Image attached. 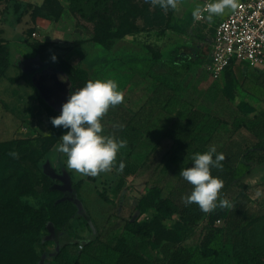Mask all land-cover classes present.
Here are the masks:
<instances>
[{
	"label": "rangeland",
	"instance_id": "rangeland-1",
	"mask_svg": "<svg viewBox=\"0 0 264 264\" xmlns=\"http://www.w3.org/2000/svg\"><path fill=\"white\" fill-rule=\"evenodd\" d=\"M206 1L179 0L176 9L165 11L146 0H110L113 28L130 33L107 50L95 40V23L75 13L70 0H0V264H72L82 245L94 237L95 232L88 236L89 226L92 231L98 226L87 218L82 198L73 189L62 197L57 191L62 182L49 174L50 170L61 174L63 166L75 182L84 179L81 195L89 216L103 221L102 228L118 219V236L161 264L165 248L181 242L183 221L161 209L160 201L168 193L154 189L152 182L174 145L170 129L174 120L185 119L191 110L225 121L211 146L225 155L240 182L264 184V165L248 173L242 163L246 147L264 137V128L258 125L264 112V73L237 62L220 80L201 72L214 28L232 11L225 9L211 21L208 14L203 21L194 19L192 12ZM191 48L201 51L199 61L175 66L174 56ZM61 60L78 76L115 81L124 95L123 103L110 107L104 116L102 135L114 133L127 146L117 153L112 170L96 177L67 167L66 155L56 150L67 130L51 123L60 114L43 107L30 83L36 73L60 66ZM116 124L124 128L116 129ZM240 124L246 127L237 129ZM145 135L150 136L144 140ZM52 141L56 142L51 158L46 154L40 160L36 184L9 152ZM121 161L123 172L118 171ZM237 192L233 185L224 194L234 198ZM260 192L244 223L246 238L255 245H264V190ZM65 199L67 205L62 204ZM30 219L42 224H27ZM147 221L153 230L150 239L138 233ZM28 228L38 233L36 239L23 236ZM199 233L186 243L194 255L190 264H238L232 254L211 263L202 259L196 248ZM65 244L68 247L60 253ZM241 248L242 244L235 250Z\"/></svg>",
	"mask_w": 264,
	"mask_h": 264
},
{
	"label": "trees",
	"instance_id": "trees-1",
	"mask_svg": "<svg viewBox=\"0 0 264 264\" xmlns=\"http://www.w3.org/2000/svg\"><path fill=\"white\" fill-rule=\"evenodd\" d=\"M70 2L75 13L83 19L95 23V40L105 49L111 50L117 40L130 33V31L123 28H113L110 0H70ZM200 56L201 51L197 48H191L188 51L181 50L174 56L173 63L175 66H181L184 63L193 64L199 61ZM154 58L158 60L160 58L159 54L154 55ZM61 64L49 68L44 73H36L34 77L41 75L44 82L56 91H59L61 85L67 84L69 93L77 88L84 87L89 80L95 81L91 77L71 73L64 61ZM34 77H31L30 83L35 88L43 107L50 113L61 114L45 99L40 89L35 85ZM224 123L225 121L216 115H205L201 111L191 110L185 119L173 123L170 128L173 131L174 145L163 158L158 173L152 182V187L160 193H168L167 196L161 199L160 207L166 214L177 215L183 221L180 230L182 240L165 248L166 258L161 264H190L194 255L186 243L197 232H200L196 245L197 252L208 263L218 261L225 256L231 257L232 254L238 264H264V245L252 244L246 238V225L244 224L249 218L251 205L257 199V190H264V184L250 186L245 182H240L233 168L227 162L222 161L223 169L212 168L211 173L213 177H218L224 181V187L220 193L221 198H226L232 202L234 208L231 210L217 208L212 213L205 214L199 209L198 205L185 206L182 201V197L191 194L192 185L185 181L179 175V172L182 168L192 166L193 154L197 152L203 154L208 151L213 137ZM258 125L264 128V112L261 114ZM243 127H246L245 124H240L237 129ZM55 142L52 141L51 144L42 142L40 145L31 144L28 148L18 152V159L12 157V161L23 163L31 174L33 182L38 184L39 162L44 155L49 153ZM213 158L215 159V154ZM242 163L248 173L255 166L264 165V137L260 138L255 144L246 147L242 154ZM63 169L61 174L53 173V176L63 183L58 185L57 191L63 197L65 192L73 189L81 197L80 189L84 180L74 183L71 174L65 168ZM233 185L238 186V192L234 198H228L224 192ZM121 187H123V184L120 183L119 188ZM68 203V199L62 201L64 205ZM257 219L250 220L248 224L255 223ZM33 221L35 220L30 219L27 224H42V221L38 219L35 222ZM219 222H222L223 225L219 226ZM200 224H202L201 228ZM119 228V220L116 219L113 225H106L98 230L95 239L83 246L79 251L80 254L72 264H81L83 254L95 245H100L117 254L113 264H156L145 252L132 249L124 238L119 237L117 233ZM138 233L150 239L153 234L151 223L149 221L143 222ZM23 236L28 239H36L38 233L28 228ZM240 244L243 248L235 250ZM67 247V244H65L60 253ZM229 247L232 250H229Z\"/></svg>",
	"mask_w": 264,
	"mask_h": 264
},
{
	"label": "clouds",
	"instance_id": "clouds-1",
	"mask_svg": "<svg viewBox=\"0 0 264 264\" xmlns=\"http://www.w3.org/2000/svg\"><path fill=\"white\" fill-rule=\"evenodd\" d=\"M152 5H159L163 10L176 9L179 0H146ZM238 0H216L208 3L203 11L208 13L207 19L212 20L214 15H222L225 9L235 11ZM193 18L202 19V8L197 6L192 12ZM55 60V57H53ZM115 81L89 80L82 88L71 92L66 103L62 105L61 114L51 118L54 127H63L67 131L60 137L62 141L56 150L66 155L67 167L82 176L96 177L101 173L112 170L117 161V153L127 146V141L118 139L116 135H102L104 128L101 120L110 107H115L124 101V95L117 90ZM116 129H123V124L114 125ZM215 154V159L213 158ZM14 159L19 158L16 151L9 152ZM223 153H217L215 145L201 154H193L191 167L182 168L179 175L192 185L190 195L182 197L185 206L196 204L199 209L210 214L217 208L231 210L234 204L226 198H221V189L224 181L213 177L212 168L223 169ZM125 164L119 163L118 171L123 172ZM257 196L261 195L257 190Z\"/></svg>",
	"mask_w": 264,
	"mask_h": 264
},
{
	"label": "built area",
	"instance_id": "built-area-1",
	"mask_svg": "<svg viewBox=\"0 0 264 264\" xmlns=\"http://www.w3.org/2000/svg\"><path fill=\"white\" fill-rule=\"evenodd\" d=\"M208 3L213 0L204 6ZM238 5L217 24L207 42L202 70L213 80H220L236 62L264 73V0H238ZM203 8L199 21L208 14Z\"/></svg>",
	"mask_w": 264,
	"mask_h": 264
},
{
	"label": "crops",
	"instance_id": "crops-1",
	"mask_svg": "<svg viewBox=\"0 0 264 264\" xmlns=\"http://www.w3.org/2000/svg\"><path fill=\"white\" fill-rule=\"evenodd\" d=\"M206 49H207V53L205 54V57H204V59L206 58V56H207V54H208V48L206 47ZM201 72L203 73V74H205V75H207V76H209L205 71H203L202 70V66H201ZM181 119L180 118H178V119H176V120H174V123L175 122H179ZM150 136V135H149ZM148 135H145L144 136V140L145 139H148L147 137H149ZM153 138V140H155L156 142H157V136L154 134L153 136H152ZM52 150V149H51ZM51 150L49 151L50 153H48V156L51 158ZM63 168H65L70 174H71V172L66 168V166H63V167H61V169H63ZM71 176L73 177V175L71 174ZM71 177V178H72ZM80 180H84L83 178H81V179H79L78 181H80ZM72 181L74 182V183H76V182H78V181H76L75 182V180H74V178H72ZM122 182H124L123 180H120V182L119 183H121V184H123ZM85 183V182H84ZM84 183H83V185H82V187H81V189H80V195L82 194L83 195V189H84ZM119 186H120V184H119ZM118 186V187H119ZM122 188V187H121ZM118 192V191H117ZM117 194V193H116ZM82 195H81V198H82V200L80 201L83 205H85L84 206V212H85V214L87 215V218L89 217V219H90V221H94V222H96L97 223V229L95 230V231H92V229H90V226H89V232H88V236H90V235H92L94 232H95V235H94V237L91 239V240H93V239H95V237L97 236V234H98V230H101L102 229V226L100 225L101 224V222H103V221H101L100 219H97V218H95V217H90L89 216V210H88V207H87V200L84 198V197H82ZM84 196V195H83ZM109 218H110V215L107 217V219L105 220V223L103 224V226H105L106 224H107V222H108V220H109ZM90 221H88V225H89V222ZM90 240V241H91ZM89 241V242H90ZM88 243V242H87ZM86 243V244H87ZM85 244H83L82 245V247L84 246ZM81 246V245H80ZM80 254V252H78L77 253V256ZM116 258H117V254H115V253H113V252H111V251H109V250H107V249H105L104 247H102V246H100V245H95V246H93V247H91V248H89L88 249V251L85 253V254H83V256L81 257V264H113L114 262H115V260H116ZM91 259H93V260H91Z\"/></svg>",
	"mask_w": 264,
	"mask_h": 264
},
{
	"label": "water",
	"instance_id": "water-1",
	"mask_svg": "<svg viewBox=\"0 0 264 264\" xmlns=\"http://www.w3.org/2000/svg\"><path fill=\"white\" fill-rule=\"evenodd\" d=\"M35 85L40 89L45 99L61 113L62 105L67 102L69 98V88L67 84L60 86L59 91L54 90L52 87L48 86L42 76H37L34 78ZM54 170H50L49 174L53 175Z\"/></svg>",
	"mask_w": 264,
	"mask_h": 264
}]
</instances>
